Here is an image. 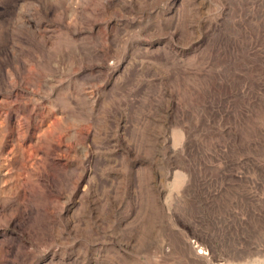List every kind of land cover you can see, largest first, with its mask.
Segmentation results:
<instances>
[{
	"label": "rangeland",
	"instance_id": "obj_1",
	"mask_svg": "<svg viewBox=\"0 0 264 264\" xmlns=\"http://www.w3.org/2000/svg\"><path fill=\"white\" fill-rule=\"evenodd\" d=\"M214 259L264 264V0H0V264Z\"/></svg>",
	"mask_w": 264,
	"mask_h": 264
},
{
	"label": "built area",
	"instance_id": "obj_2",
	"mask_svg": "<svg viewBox=\"0 0 264 264\" xmlns=\"http://www.w3.org/2000/svg\"><path fill=\"white\" fill-rule=\"evenodd\" d=\"M188 243L194 249L196 254L200 256H204L209 258L210 257V249L209 247L202 242V240L197 236H189ZM210 264H224L222 259H214L210 261Z\"/></svg>",
	"mask_w": 264,
	"mask_h": 264
},
{
	"label": "bare ground",
	"instance_id": "obj_3",
	"mask_svg": "<svg viewBox=\"0 0 264 264\" xmlns=\"http://www.w3.org/2000/svg\"><path fill=\"white\" fill-rule=\"evenodd\" d=\"M192 248V247H191Z\"/></svg>",
	"mask_w": 264,
	"mask_h": 264
}]
</instances>
